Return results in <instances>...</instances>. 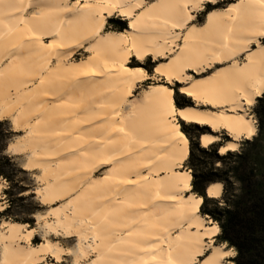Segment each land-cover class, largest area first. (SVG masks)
<instances>
[{"label":"bare ground","instance_id":"bare-ground-1","mask_svg":"<svg viewBox=\"0 0 264 264\" xmlns=\"http://www.w3.org/2000/svg\"><path fill=\"white\" fill-rule=\"evenodd\" d=\"M70 1L0 0V119L21 132L7 149L37 170L43 227L76 244H31L33 230L3 219L0 264L71 252L73 264H227L229 251L210 240L217 223L206 224L202 198L186 194L188 141L174 91L154 84L135 95L146 75L127 63L151 57L156 76L214 108L186 106L181 118L226 130L234 149L255 133L245 109L264 92V0H234L200 24L196 15L219 0ZM114 14L128 19L125 31H103ZM83 47L88 55L72 61Z\"/></svg>","mask_w":264,"mask_h":264},{"label":"trees","instance_id":"trees-1","mask_svg":"<svg viewBox=\"0 0 264 264\" xmlns=\"http://www.w3.org/2000/svg\"><path fill=\"white\" fill-rule=\"evenodd\" d=\"M113 23H118L119 31L125 27V22L121 20H108V24ZM148 73L151 71L148 70ZM173 96L178 108L193 105L189 97L177 90H174ZM257 102L259 105L253 109L259 121L257 134L251 140H243L238 150H228L225 155L219 153L222 142L200 146L199 137L206 127L180 121V129L188 141L184 167L191 170L190 192L203 198L199 212L219 223L221 234L215 236L218 243H226L228 248L235 249L234 264H264V93L257 98ZM13 134L15 132L10 129L7 120H0V176L10 182L9 189L20 187L25 191L28 186L20 184L21 181L15 178L17 172L24 170L18 168L13 158L5 153ZM218 162L221 167H217ZM213 182L223 185L220 198L206 196V188ZM9 209L0 212V218H8ZM13 221L28 223L31 228L35 224L34 217L14 218ZM33 243L37 244L38 240L34 238Z\"/></svg>","mask_w":264,"mask_h":264},{"label":"rangeland","instance_id":"rangeland-1","mask_svg":"<svg viewBox=\"0 0 264 264\" xmlns=\"http://www.w3.org/2000/svg\"><path fill=\"white\" fill-rule=\"evenodd\" d=\"M73 1H75V0H71L70 2H73ZM147 1H150V0H147ZM233 1L234 0H219L216 4H205L204 10L201 11L200 13H198L196 15L195 22L200 24L203 21V19L205 18L204 15H205V12L206 11L211 10L213 8H218V7L222 8V7H225V6H227L229 3L233 2ZM30 12H31V9L28 10L25 13V15H27ZM109 19L121 20V21L125 22L124 29L122 31L117 30L118 23L108 24V20ZM127 26H128V19L125 20V19H123L122 16H119L117 14H114V16L108 17L106 19V24L104 26L103 31L123 32V31H125V29H127ZM49 40L50 39H46L45 42L48 43ZM260 41H261L262 44H264V38L260 39ZM85 46H87V45L85 44ZM87 55H88L87 49H86V47H83V48L77 50L73 54V57L71 59H72V61H74V60H80V59H84V57L87 56ZM54 62L55 61L53 60L52 61V65L54 64ZM152 63H153V66H152ZM154 64L155 63H154V61H153V59L151 57H146L143 60H138L135 57L129 59V61L127 63V66L128 67H130V68H138L139 70H142L143 72H145V74L148 75V78H146L145 80H142L141 82L138 83V85H137V87L135 89L134 94L135 95H140L142 89L147 88V87H149V85H154V84H163V85H166L168 87H171L174 90H177L178 93L182 94L180 92V87L182 86V84L180 82H175L173 85H171V84L165 82V79H163V78H161L159 76H156V74H154V68H153L154 67ZM148 70H150L151 73H148ZM193 73L194 72H191V74H193ZM194 75L197 77V75L195 73H194ZM154 77H156V78H154ZM183 95L186 96L185 94H183ZM257 98H256V102L250 108H248V110H247V113H249V115L251 116V118L254 120V123H255V126H256V133H255V135L257 134V131H258V117H257V115H256V113L254 112L253 109H254L255 106H258L259 105V103L257 102ZM173 99H174V96H173ZM190 100H191V102H193V100L191 98H190ZM174 105H175V103H174ZM175 107H176V105H175ZM247 107H249V106H246V108ZM176 108H178V107H176ZM197 108H201V109H213L214 110V108H212L210 106H202V105L201 106L198 105ZM0 120H7V119H0ZM7 122H8V125H9L10 129L13 132H15V134H13L11 136V138L9 139V141H8V144H9L13 140H15L17 138V136L20 135L21 132L20 131H14L12 129V126H11L10 121L7 120ZM177 122H178V124L181 127L180 120L177 121ZM183 122L186 123V124H191V123H187L185 121H183ZM198 125L201 126V127H206L205 132H203V133H207V134H211V135L212 134L213 135H216V137H219V139H221L223 143H224V141L226 142L230 138V137H227V138L225 137L226 135H224V134H226V133L224 131H217V133L215 134L214 131H212L209 126H207V125H200V124H198ZM245 139H248V138H242V140H240L239 146L237 147L236 150H238L240 148L241 143ZM8 144H7V146H8ZM231 151H233V150H231ZM5 153L8 156H10V157L13 158V160L16 162L18 168L24 170V172H17L15 178L17 180L21 181L20 184H23L24 186H28V188H26L25 191H22L20 187H15L13 189H9V187L11 185L10 182H8L5 178H3L2 176H0V178H2L6 182V184H5L3 181L0 180L1 182L4 183V186L6 185L5 188H4V191H3V198L6 201L7 206L3 210H5L6 208L10 207V209H9V217L8 218L2 217V219L0 218V221L3 220V218H5L6 220L13 221L14 218H19V219H25L26 218L27 219V218H30V217H34L35 224H34V227H32V228H35L36 229V234L34 235L33 239L36 238L38 240V243H40L45 238H47V239H49L51 241L58 242V244H60L61 246L65 247V248H68L69 250H73L74 247H75V244H76L75 237L65 238L64 236H62L60 234H52V233L47 232L45 226L43 227L42 218L38 217L39 215H44L46 213V211L48 210V206H44L45 204H42L40 202V200L37 198L36 194H35V189L38 186L37 181L35 179V174H37V170H34V171L26 170L23 167V162H24V156L23 155H21V154H14V153L10 152L7 148L5 150ZM184 163L185 162H183L181 164L182 167L180 169H187L186 167H184ZM107 169H108V167H102L96 173H94L93 176L94 177H102L106 173V170ZM187 170H189L190 173H191V170L190 169H187ZM191 180H192V178H191ZM190 184H191V182H190ZM222 187H223V185H222ZM190 188L191 187L189 185V189ZM5 190H8L7 194L5 193ZM190 190L187 191L186 194H192L190 192ZM193 195H195V194H193ZM20 196H22L23 198H21ZM195 196H197V195H195ZM197 197H199V196H197ZM37 208H39V209L36 210ZM199 208H200V206H199ZM3 210H1V212ZM202 216L205 217V221H206L205 223L206 224H209L211 222H214L208 215H202ZM14 222H16V221H14ZM18 223H20V222H18ZM25 224L28 225V227H29V224L28 223H25ZM32 228L30 227L28 229H32ZM33 239L31 240V244H34L33 243ZM206 240L209 241V239H206ZM210 240H211V242L213 244H216V245H219V246L221 245L222 247L224 245H226V247H223V249L230 250L231 252H234L235 255H236L235 249L234 248H228L226 243H218V241L215 239V237L211 238ZM34 245H36V244H34ZM202 258H203V256L201 257V259ZM233 258L234 257H226L223 260L227 264H231V262L234 264V262L232 261ZM43 263H46V264H73L72 252L69 253V254L67 253L66 255L64 254L63 257L59 261H57V262L54 261V260H52L51 258L47 257L41 264H43Z\"/></svg>","mask_w":264,"mask_h":264},{"label":"crops","instance_id":"crops-1","mask_svg":"<svg viewBox=\"0 0 264 264\" xmlns=\"http://www.w3.org/2000/svg\"><path fill=\"white\" fill-rule=\"evenodd\" d=\"M209 11V10H208ZM205 19V18H204ZM203 19V20H204ZM203 22V21H202ZM201 22V23H202ZM199 24V23H198ZM251 47H253V45L251 46ZM239 58V57H238ZM241 58V57H240ZM143 72V71H142ZM190 74H191V71H188ZM144 74H145V72H144ZM146 75V78H148V75L147 74H145ZM145 78V79H146ZM182 93V92H181ZM183 94V93H182ZM257 98V97H256ZM192 99V98H191ZM255 102H256V99H255ZM193 103H194V105H195V102L193 101ZM198 105H195V107H197ZM200 106V105H199ZM251 106H249V107H247L246 108V111L248 110V108H250ZM184 108L185 107H183V108H176L175 106H174V117H175V120H176V122L177 121H184L182 118H181V116H180V111L181 110H183L184 111ZM201 109V108H200ZM247 115L248 116H250L249 115V113H247ZM251 117V116H250ZM254 121V120H253ZM201 125V124H200ZM217 131H224L226 134H224V135H228L227 137H230L226 142L224 141V143L222 142V140L221 139H219V137H216V135H213L214 136V139L213 140H211L210 141V143H208V144H206V145H203L202 144V136H204V134H206V133H201L200 134V137H199V143H200V146H202V147H207V146H209L211 143H213V142H222V144L219 146V152L220 153H222L221 151V149L222 148H227V144L228 143H230V142H234V139H232V136L229 134V133H227V131L226 130H217ZM217 131H214V133L216 134L217 133ZM255 133H256V131H255ZM255 133L253 134V136L255 135ZM216 138V139H215ZM242 138H246V136L245 135H242L241 136V138L237 141V146L234 148L235 150L237 149V147L239 146V142H240V140H242ZM228 149L229 148H227V150L225 149V151H224V153L225 152H227L228 151ZM229 150H233V149H229ZM188 155V154H187ZM187 158V156H185V158H184V162H185V159ZM0 180L1 181H3L5 184H6V182L2 179V178H0ZM190 182H191V179H190V181H189V185H190ZM215 183V182H214ZM221 184V186H222V183H220ZM6 186V185H5ZM5 186L1 189V191H0V202L2 203V205H3V207L5 208L6 206H7V204H6V201L4 200V198H3V191H4V188H5ZM210 186H213V183H210V184H208V186H207V188H206V196L207 197H210V198H219L220 196H221V194H222V188L220 189V192H221V194L219 195V197H216V196H213V195H209V193H208V190H209V188H210ZM191 187V186H190ZM191 189V188H190ZM199 205H201V202H200V204ZM44 206H47V205H44ZM3 208V209H4ZM1 212V211H0ZM2 219V218H1ZM3 219H5V218H3ZM212 221V220H211ZM20 224V223H19ZM20 225H25L26 226V228H25V230L27 229V228H30V227H28V225H26V224H20ZM30 230H33V233H34V235L36 234V229L35 228H32V229H30ZM216 235H215V233L213 234V236H212V238L213 237H215ZM206 239H208V238H206ZM221 246V245H220ZM222 247V246H221ZM225 250V249H224ZM225 251H230V250H225ZM227 257V256H226ZM225 259V258H224ZM224 261V260H223ZM42 263V262H41ZM226 263V262H225ZM231 264H233L232 262H231Z\"/></svg>","mask_w":264,"mask_h":264},{"label":"snow or ice","instance_id":"snow-or-ice-1","mask_svg":"<svg viewBox=\"0 0 264 264\" xmlns=\"http://www.w3.org/2000/svg\"><path fill=\"white\" fill-rule=\"evenodd\" d=\"M258 123H259V121H258ZM248 139L251 140V139H252V136L250 135V136L248 137ZM233 150L235 151V149H233ZM221 155H225V153L222 152ZM217 167H221V165L219 164V162H218V164H217ZM214 187H216L217 189H221V188H222L221 185H215ZM210 194L213 195V196L219 197V195L221 194V192H220V191L212 192V191L210 190ZM201 204H203V198L201 199ZM212 228H213V231H214V233H215L216 236H219V235L221 234V229H220V226H219V223H218V222H217V224L213 225ZM223 247H226V245H224ZM224 256H227V257H234V256H235V253H234V252H231V251H229V252H224V253H222L221 259H222Z\"/></svg>","mask_w":264,"mask_h":264}]
</instances>
